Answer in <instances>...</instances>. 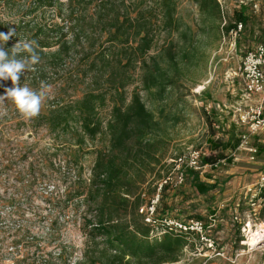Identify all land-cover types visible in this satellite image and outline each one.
Here are the masks:
<instances>
[{
	"label": "trees",
	"instance_id": "1",
	"mask_svg": "<svg viewBox=\"0 0 264 264\" xmlns=\"http://www.w3.org/2000/svg\"><path fill=\"white\" fill-rule=\"evenodd\" d=\"M162 1L0 0V10L6 12L0 19V33L7 34L10 29L15 33L6 43L0 40V47L11 55L18 41H34L40 57L20 76V86L39 91L41 82L51 85L38 115L26 118L10 99H5L0 123L5 126L15 120L31 121L36 128L46 129L48 135L62 137L77 147L71 158L75 165L85 155L95 156L88 181L81 185L79 175L75 177L81 185L76 198H82L84 214L91 216L81 224L85 242L78 264H173L187 237L199 241L195 235L173 233L155 238L142 216L137 215L148 177H152L148 185L151 198L157 193V185L170 177L159 192L155 209L158 219L193 220L170 215L177 206L168 202H182L184 182L190 183L198 195L215 189L201 183L198 172L182 166L176 173L175 163H166L183 120L181 114L167 113L161 107L155 116L137 93L129 99L125 93L139 78L143 91L166 104L171 91L182 87L183 82L194 83L188 74L197 66V53L205 49L200 41L188 49L169 41L152 54L161 40ZM220 19L221 15L219 23L202 30L203 36L215 35L213 44L248 22L243 11L234 13L233 22L222 28ZM27 55L20 53L17 58ZM206 66L205 58L203 71ZM12 86L10 79L0 81V95ZM106 106L110 115L103 124L99 111ZM178 107L176 103L174 108ZM207 116L214 117V113ZM223 134L226 141H209L211 155L201 158L202 166L231 163V157L225 154L235 152L240 136L234 127ZM87 148L92 150L85 151ZM178 174L183 177L180 185L175 184Z\"/></svg>",
	"mask_w": 264,
	"mask_h": 264
},
{
	"label": "rangeland",
	"instance_id": "2",
	"mask_svg": "<svg viewBox=\"0 0 264 264\" xmlns=\"http://www.w3.org/2000/svg\"><path fill=\"white\" fill-rule=\"evenodd\" d=\"M240 11L248 20L240 32L231 31L216 44L215 35H202L203 29L219 23V15L222 28ZM5 17L1 9L0 19ZM263 39L264 0L162 1L161 40L152 54L169 41L187 49L200 41L205 48L197 53V66L188 74L194 83L183 82L182 87L170 92L166 104L143 91L139 78L125 92L127 99L137 93L155 116L161 107L167 113L181 114L183 120L169 148L167 164L192 151L200 153L201 158L209 157V141H226L223 133L230 127L237 136L246 133L244 127L235 124L234 113L239 108L254 107L259 99L247 97L238 68L244 54ZM3 108L0 103V112L4 113ZM212 112L215 118L207 116ZM109 115L110 107L99 111L103 124ZM3 125L0 123V264L80 263L85 242L81 224L91 216L84 214L85 206L82 198H76V189L88 181L95 156L85 155L75 165L71 158L77 147L62 137L48 135L46 129L36 128L31 121L15 120ZM247 147L257 151L252 161L245 148H237L225 154L231 157V163L206 166L199 172V181L215 189L198 195L190 183L184 182L182 202H168L177 206L172 217L201 220L210 228L214 242L211 247L187 237L186 246L173 264H264V189L258 193L257 186L264 177V139L250 138ZM78 175L81 185L75 180ZM151 180L148 177L143 186L140 208L152 197V189H148ZM256 233L261 237L254 236Z\"/></svg>",
	"mask_w": 264,
	"mask_h": 264
},
{
	"label": "built area",
	"instance_id": "3",
	"mask_svg": "<svg viewBox=\"0 0 264 264\" xmlns=\"http://www.w3.org/2000/svg\"><path fill=\"white\" fill-rule=\"evenodd\" d=\"M241 29V25H238L236 32H240ZM238 76L242 80L247 97L253 96L259 99L254 107L239 108L234 113L237 118L235 124L246 129V133L240 136L238 149L245 148L249 159L252 161L257 151L253 147H247L249 139H264V39L253 50L244 54L238 68ZM200 161V153L196 151L189 152L173 161L175 163L174 171L177 173L184 166L199 173L206 167L202 166ZM167 181H170V177L159 184L156 195L145 206L139 209L138 213L142 216L143 223L152 229V233L155 236L164 233L195 235L201 243H209V246L212 247L214 243L209 237L210 228L205 226L203 222L197 220L181 222L171 218H155V209L159 202V192L161 186L166 184ZM182 181V175L178 174L175 184L180 185ZM257 186L258 193L264 189V177L260 179Z\"/></svg>",
	"mask_w": 264,
	"mask_h": 264
},
{
	"label": "clouds",
	"instance_id": "4",
	"mask_svg": "<svg viewBox=\"0 0 264 264\" xmlns=\"http://www.w3.org/2000/svg\"><path fill=\"white\" fill-rule=\"evenodd\" d=\"M14 30L10 29L7 34L0 33V40L5 43L14 35ZM34 41H18L8 51L0 47V81L11 80L12 87L5 88L4 95H0V103L5 99H10L16 109L26 118L38 115L41 107L51 91V85L41 82L39 91L27 86H20V76L25 70L31 69L40 60L35 51ZM27 53V56L17 58L18 54ZM5 113L0 112V116Z\"/></svg>",
	"mask_w": 264,
	"mask_h": 264
},
{
	"label": "bare ground",
	"instance_id": "5",
	"mask_svg": "<svg viewBox=\"0 0 264 264\" xmlns=\"http://www.w3.org/2000/svg\"><path fill=\"white\" fill-rule=\"evenodd\" d=\"M262 227H260V229H261ZM257 232V231H256ZM260 235V233H256V234H254V236H259ZM260 237H261V235H260ZM254 239V238H253ZM251 240H252V238H251Z\"/></svg>",
	"mask_w": 264,
	"mask_h": 264
},
{
	"label": "crops",
	"instance_id": "6",
	"mask_svg": "<svg viewBox=\"0 0 264 264\" xmlns=\"http://www.w3.org/2000/svg\"><path fill=\"white\" fill-rule=\"evenodd\" d=\"M259 44V43H258ZM255 48V47H254Z\"/></svg>",
	"mask_w": 264,
	"mask_h": 264
}]
</instances>
